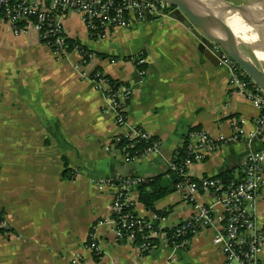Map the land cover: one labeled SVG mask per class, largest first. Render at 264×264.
Masks as SVG:
<instances>
[{
	"label": "crops",
	"instance_id": "obj_1",
	"mask_svg": "<svg viewBox=\"0 0 264 264\" xmlns=\"http://www.w3.org/2000/svg\"><path fill=\"white\" fill-rule=\"evenodd\" d=\"M187 22L176 8L171 19L112 28L105 39L93 40L82 17L70 11L64 18L68 38L95 55L78 70L77 51L57 59L36 31L15 34L0 20V211L9 230L0 228V264H71L77 256L85 264H224L211 228L175 252L174 262L173 250L163 243L143 255L136 245L116 240L111 190L94 184L159 176L170 184L169 164L191 131L230 137L238 124L246 133L241 142L223 145L194 164L189 170L196 179H240L250 153L264 148V125L257 124L261 113L230 88V67L206 58ZM142 55L146 73L140 77L136 63ZM96 70L131 89L127 126L119 127L104 111L105 97L81 76ZM132 127L158 139L161 154L130 162L115 149L114 138ZM257 128L261 131L252 139ZM127 199L139 216L153 213L140 202L137 188L128 190ZM196 200L208 205L215 195L199 193ZM155 209L167 213L168 226L193 214L176 190ZM255 219L262 228L264 188ZM216 220L222 223L220 215ZM92 231L100 257L87 249Z\"/></svg>",
	"mask_w": 264,
	"mask_h": 264
},
{
	"label": "built area",
	"instance_id": "obj_2",
	"mask_svg": "<svg viewBox=\"0 0 264 264\" xmlns=\"http://www.w3.org/2000/svg\"><path fill=\"white\" fill-rule=\"evenodd\" d=\"M175 7L161 0H0V20L8 23L15 34L36 31L42 42L54 52L57 59H66L72 51L80 55V64L76 69L90 64L95 55L81 46L69 48L64 18L70 11L78 13L86 24L90 37L105 39L112 28L130 29L138 24L171 19ZM219 46L215 52H219ZM223 63L230 67L229 86L233 91L244 95L261 113L257 124L264 125V93L236 64L224 53ZM146 60L142 55L137 60L140 77L145 76L142 67ZM106 100L104 111L111 113L119 127L127 126L128 102L131 89L124 84L112 86L110 79L101 71L92 74L83 73ZM261 128L251 135L255 138ZM244 128L236 124L232 136H212L204 130L191 131L187 136L186 152L180 162H170V172L177 175L176 191L192 205L190 218L168 226L167 214L153 212L150 217H141L133 210L127 199L131 188L147 183L151 178L129 177L111 178L94 182L100 190H111L110 224L116 240L136 245L145 255L153 252L158 243L173 250L171 262L175 261V252L186 250L191 239L206 228L215 231L213 242L220 246L224 264H260V255L264 248V226L256 223L257 199L264 188V148L248 156L242 170L241 180H232L225 184L220 178L204 177L196 179L190 168L206 161L221 146L239 143L244 140ZM124 141H132L127 147H119ZM147 143L143 149H136L138 143ZM112 146L122 150L130 162L140 160L152 153L161 154L162 144L141 128L132 127L129 132L118 135ZM132 149L131 151H128ZM136 152V154H134ZM133 153V155H132ZM199 193L215 195L213 203L205 205L196 200ZM1 212V211H0ZM220 215L222 223L216 220ZM0 228L9 232L4 222ZM87 249L96 257L102 252L94 232H90ZM71 264H85L82 256H77Z\"/></svg>",
	"mask_w": 264,
	"mask_h": 264
},
{
	"label": "water",
	"instance_id": "obj_3",
	"mask_svg": "<svg viewBox=\"0 0 264 264\" xmlns=\"http://www.w3.org/2000/svg\"><path fill=\"white\" fill-rule=\"evenodd\" d=\"M179 9L187 18V27L201 42L200 50L206 58L221 63L225 61L224 53L231 60L230 65H238L244 73L258 85L264 93V68L255 63L241 48L248 46L256 51L264 52V0H257L263 11L253 8L249 1L236 5L225 0H161ZM238 16L258 36V41L247 45L236 41L233 34L226 30V19ZM220 51L215 53V47ZM214 53V54H213ZM184 148V142L179 149ZM180 152L175 156H179Z\"/></svg>",
	"mask_w": 264,
	"mask_h": 264
},
{
	"label": "trees",
	"instance_id": "obj_4",
	"mask_svg": "<svg viewBox=\"0 0 264 264\" xmlns=\"http://www.w3.org/2000/svg\"><path fill=\"white\" fill-rule=\"evenodd\" d=\"M0 18H1V14H0ZM93 40H96V38H93ZM69 43V48L72 49L74 46L78 45L81 46L79 43L70 40L68 41ZM82 49H86L85 47L81 46ZM99 71V70H96ZM110 79V82L112 84V86H119L121 83H119L116 80H113L111 77L107 76ZM194 130V129H193ZM185 143H187V138L185 139ZM132 141H124L122 143H120L119 147H123V146H128L129 144H131ZM184 143V148L181 150L179 149V156L175 159V162H180L182 158H184L185 156V152H186V144ZM148 144L141 142L137 144L136 149H143L145 147H147ZM132 149H129L128 151H131ZM136 154V152L134 153ZM133 155V153H132ZM172 173V172H171ZM243 177V175H242ZM216 178H220L225 184H227V182L232 181V180H241L240 179H234L231 178L229 176H225V175H221L219 177ZM162 180V177H156V178H151V180L147 183H143L138 185L136 188L138 189V191L140 192V202L148 209L151 210L152 212L155 213H160V214H167L165 212H161V211H157L155 209V203L157 201H159L160 199L164 198L165 196H167L168 194H170L171 192H174L176 190L175 188V184L177 182V175L172 173V177H171V182L170 184H165ZM171 185V186H170ZM4 222V213L0 212V224ZM5 228H1V231L5 232Z\"/></svg>",
	"mask_w": 264,
	"mask_h": 264
},
{
	"label": "bare ground",
	"instance_id": "obj_5",
	"mask_svg": "<svg viewBox=\"0 0 264 264\" xmlns=\"http://www.w3.org/2000/svg\"><path fill=\"white\" fill-rule=\"evenodd\" d=\"M249 3L253 8L263 11L262 6L257 0H249ZM226 30L232 33L238 42H243L252 46V44L258 41L256 33L253 32L250 27L246 26L236 15L230 16L226 19ZM255 54L257 59L260 58L258 60L264 63V52L256 51Z\"/></svg>",
	"mask_w": 264,
	"mask_h": 264
},
{
	"label": "rangeland",
	"instance_id": "obj_6",
	"mask_svg": "<svg viewBox=\"0 0 264 264\" xmlns=\"http://www.w3.org/2000/svg\"><path fill=\"white\" fill-rule=\"evenodd\" d=\"M225 1H228L230 3H234L236 5H241L243 3H245V1H249V0H225ZM243 43V42H242ZM242 49H245L246 52L248 53L249 57L252 59L253 62L255 63H261V66L264 68V63L263 62H260L257 57L255 56V54L253 53L252 49L246 45L244 46H241Z\"/></svg>",
	"mask_w": 264,
	"mask_h": 264
}]
</instances>
